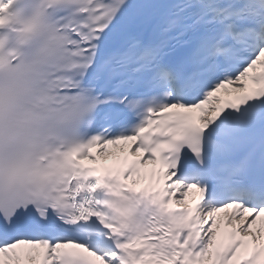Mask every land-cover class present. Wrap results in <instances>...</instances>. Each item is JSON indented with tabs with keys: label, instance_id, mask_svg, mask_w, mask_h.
Returning <instances> with one entry per match:
<instances>
[{
	"label": "snow or ice",
	"instance_id": "6c2138e0",
	"mask_svg": "<svg viewBox=\"0 0 264 264\" xmlns=\"http://www.w3.org/2000/svg\"><path fill=\"white\" fill-rule=\"evenodd\" d=\"M0 264H264V0H0Z\"/></svg>",
	"mask_w": 264,
	"mask_h": 264
}]
</instances>
